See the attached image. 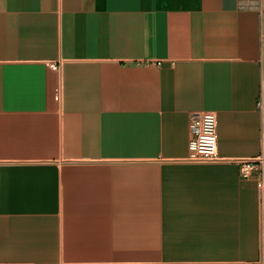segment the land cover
<instances>
[{"label": "crops", "instance_id": "0c3cea01", "mask_svg": "<svg viewBox=\"0 0 264 264\" xmlns=\"http://www.w3.org/2000/svg\"><path fill=\"white\" fill-rule=\"evenodd\" d=\"M257 157L264 0H0V264H264Z\"/></svg>", "mask_w": 264, "mask_h": 264}, {"label": "built area", "instance_id": "2783aa9c", "mask_svg": "<svg viewBox=\"0 0 264 264\" xmlns=\"http://www.w3.org/2000/svg\"><path fill=\"white\" fill-rule=\"evenodd\" d=\"M186 159L198 162L220 159L217 151V119L214 112H199L191 116ZM263 161L262 157H257L242 162V176H249L254 164H262Z\"/></svg>", "mask_w": 264, "mask_h": 264}]
</instances>
